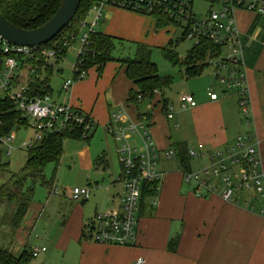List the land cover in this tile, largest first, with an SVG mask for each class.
I'll return each instance as SVG.
<instances>
[{
	"label": "crops",
	"instance_id": "0c3cea01",
	"mask_svg": "<svg viewBox=\"0 0 264 264\" xmlns=\"http://www.w3.org/2000/svg\"><path fill=\"white\" fill-rule=\"evenodd\" d=\"M102 15L94 30L133 43H156L159 47L168 44L169 40L161 32H153L154 22L149 16L111 5L105 7ZM236 15L243 44L242 55L252 122L246 125L238 107L235 90L226 91L219 82L217 89L210 84L215 82L214 70L212 81L210 79L205 85L204 94L190 92L196 105L182 109L187 111L186 116L175 114L174 135L170 132L168 120L160 107L154 110L158 112H150L148 133L157 151L160 180L155 194L145 195L139 202L134 223L135 241L130 246L100 244L89 238L85 223L96 212L115 210L123 195L122 183L118 179L119 168L117 174L111 176L113 182L111 187H107L108 197H96L90 202L94 188L100 186L99 181L94 178L99 177L102 174L100 171L104 172L106 168L108 172L111 171L114 164L109 163L111 149L108 144L104 145L105 150L102 149L103 146L99 150L90 148L89 141L94 137L90 134L89 139L85 140L88 147L83 149L84 158L78 163L80 169L88 174L86 185L91 189L90 196L76 199L70 191L67 195H58L54 204L57 205L53 211H58L56 222L59 226L53 243L58 256L57 264H133L138 257L145 259L144 264H264V216L242 203H227L217 194L196 196L191 186L182 182L179 163L165 155L166 150L174 149V144H181L187 151L193 149L204 153L232 142L238 134L249 132L253 137L252 141H257L264 174V16H256L245 10L238 11ZM90 16L88 20L91 19ZM108 63L99 75L93 74L88 78L93 71L90 68L87 72L89 76L73 83L67 93L61 91L63 80L54 97L58 102H69L90 114L97 121V127H101L106 135L103 125L109 121V114L115 106L126 101L128 88L131 86L120 63L117 62V67L113 65L114 70L113 67H107ZM200 76L190 78L197 79ZM210 86L218 94L215 101L210 100L207 95ZM102 90L104 92L101 95ZM108 90H111V96L108 95ZM162 96L165 100L164 95ZM128 114L136 119L138 112L129 107ZM175 115L173 112L172 117ZM179 122H183L181 128L178 126ZM107 136L114 149L112 138ZM133 142L139 144V138L133 137ZM99 151H102V155H99L101 159L96 163ZM114 155L116 158L115 149ZM189 162L191 169L205 160L190 158ZM99 165L102 166L101 169L98 168ZM48 197L51 199L54 196L48 193ZM251 201L258 206L257 198ZM48 203L35 207L34 218L38 219L48 213ZM19 234L18 232L17 235Z\"/></svg>",
	"mask_w": 264,
	"mask_h": 264
},
{
	"label": "built area",
	"instance_id": "2783aa9c",
	"mask_svg": "<svg viewBox=\"0 0 264 264\" xmlns=\"http://www.w3.org/2000/svg\"><path fill=\"white\" fill-rule=\"evenodd\" d=\"M195 0H94L87 15L91 19H80L77 23L76 56L72 64V78H66L61 84V91L67 93L75 81L85 78L86 70L82 68V57L88 50V35L94 32L95 25L101 20L105 7L115 6L128 9L137 14L148 15L155 26L165 27L172 24L182 28L181 37L207 39L220 46L219 53L206 58L215 71V80L225 90H235L241 115L246 125L252 122L250 100L247 94L246 74L244 67L243 44L240 29L237 25V12L248 11L256 16H264V0H200L208 4L202 16L194 11ZM199 1V0H198ZM159 20H158V19ZM165 19V23L162 20ZM160 21V22H159ZM70 23V22H69ZM68 23V24H69ZM180 37V38H181ZM71 45L69 39L53 40L50 46L17 45L0 38V90L5 93L2 98H9L22 118L32 122L33 138L21 143L20 147H30L43 139L45 135L71 133L79 140H88L90 132L97 127V121L73 106L69 102H58L53 93L33 94L30 90L38 79H44L40 63L45 59L54 66L56 57L61 54L62 47ZM65 57V56H64ZM63 57V58H64ZM62 58V59H63ZM42 67V66H41ZM210 100H217L218 94L210 86L207 90ZM0 98V99H2ZM138 102L143 101L138 95ZM180 109L194 107L196 102L192 94H180L177 98ZM129 104L126 102L115 106L109 114L108 122L103 125L104 131L114 142L117 163L120 165L118 179L122 183V197L115 210L96 212L85 225L90 240L109 245L130 246L135 241V217L142 190L147 183L160 180L157 172V151L148 133L150 119L145 115L132 119L128 114ZM174 105L167 103L164 116L172 119ZM140 143L133 142V137ZM15 132L0 135V160L2 145L7 146L6 154L13 147L10 142ZM251 133L238 134L232 142L204 153L189 149L190 158L205 160L204 163L181 171L182 182L191 186L198 197L217 194L230 204L242 203L264 216V174L257 141ZM165 155L175 158V150H166ZM177 162V161H176ZM90 187H74L71 195L74 198L86 199L90 195ZM54 185L49 189L55 194ZM242 198H245L244 200ZM257 198L258 206L251 200ZM46 247H32L31 256L36 257ZM145 259L138 257L133 264H144Z\"/></svg>",
	"mask_w": 264,
	"mask_h": 264
},
{
	"label": "trees",
	"instance_id": "16d2710c",
	"mask_svg": "<svg viewBox=\"0 0 264 264\" xmlns=\"http://www.w3.org/2000/svg\"><path fill=\"white\" fill-rule=\"evenodd\" d=\"M80 1L79 7L70 23L42 46H50L53 40L61 42L64 37L69 39L70 44L76 42L75 37L79 33L77 23L80 19L87 18V14L94 3V0ZM60 2V0H0V13L15 26L30 30L46 22L57 9ZM162 22L165 23V19ZM181 39L183 38L181 37ZM117 42H119L118 38L111 35L108 36L102 31L95 30L90 32L87 43L88 50L81 59L82 68L88 71L94 67L97 75H99L107 62H111V60L119 61L123 74L131 83L125 102L130 106L137 107L136 105L139 103L137 98L138 95H141V98L147 99L153 107L156 105L158 107L161 106L160 109L164 112L167 102L163 99L162 90L171 85L172 77L158 72L157 65L150 57V47L141 42L134 43L135 51L132 57L115 59L112 53L116 48ZM69 47V45L62 47V52L56 57L55 61H59L66 56ZM160 50L163 58L170 65L183 68L184 76L190 78L201 75L202 70L209 65L206 58L219 53L220 46L207 39H200L199 43H195L189 48L184 57H179L172 39H170L167 45L160 47ZM41 68H43L44 79H38L30 90L33 94H51L49 82L53 66L44 59L40 63L39 70ZM143 114L151 120L149 111L142 114L138 112L137 117L141 118ZM27 124L26 119L21 117L20 112L8 97L0 99V135H7L12 129ZM68 137L79 139L71 135V133L45 135L39 142H35L27 148L26 160L22 170L18 173L11 172L6 180L0 183V206H3H1L3 212L0 216V224L10 229L8 233H5L6 235L14 236L22 227L32 203L33 189L25 187V180L29 177L33 181H41L49 189L54 185L45 181L44 166L49 162L59 161L63 152V142ZM173 147L175 158L180 168L188 171L191 167L188 151L181 147V144H174ZM100 159L101 157L99 156L95 162L98 163ZM6 167L7 165L0 160V171H5ZM155 186L156 183H147L141 192V199L145 195H154L156 192ZM169 245L173 246L171 243ZM31 248L29 244H26L18 255H14L9 248L0 245V264H29L34 258L31 256Z\"/></svg>",
	"mask_w": 264,
	"mask_h": 264
},
{
	"label": "rangeland",
	"instance_id": "374dc122",
	"mask_svg": "<svg viewBox=\"0 0 264 264\" xmlns=\"http://www.w3.org/2000/svg\"><path fill=\"white\" fill-rule=\"evenodd\" d=\"M208 7V4L202 1L195 0L193 4V9L195 12L198 13V16H202L205 9ZM90 16V15H89ZM88 16V19H89ZM148 16V15H145ZM91 17V16H90ZM150 17V16H149ZM151 18V17H150ZM152 20V19H151ZM98 25V24H97ZM95 25V26H97ZM153 32L159 31L162 35H164L168 40L172 39L173 45L179 55V57H184L194 44V39L184 38L181 39V31L182 28L179 26H173L169 23V25L165 27H158L153 25ZM151 49V58L152 61L157 65L158 72L162 75H169L172 77V82L169 87H166L162 90V93L164 95L165 100H167V103L174 105V115L180 113V116H186L187 111L182 110L179 108V104L177 102V98L180 94H187V93H201L204 94L206 91V84L209 83L211 76L213 74V67L212 64L208 65L204 68L201 76L197 79L187 78L184 76L182 69L177 66L170 65L165 58H163L160 47L155 43V45H148ZM77 46L76 43L71 44L69 49L66 52V56L63 58V60H59L56 62L53 66V69L51 71V78H50V87L52 88L53 96H57L58 88L63 80H66V78H72V64L75 62V50ZM135 44L131 41H123L119 39V42L116 43V48L113 51V57L116 58H126V57H132L134 55L135 51ZM119 61L117 60H111V62L108 63L109 68L118 66ZM120 63V62H119ZM90 76H86L85 78H90L94 76L93 74H97L95 71V68H91ZM114 70V67L112 68ZM82 78V79H85ZM96 79V78H95ZM81 81V80H79ZM75 81V82H79ZM212 81V79H211ZM74 82V83H75ZM212 86H214L216 89L218 85H220L216 80L215 82H211ZM215 84V85H214ZM92 86L89 87L91 89ZM57 92V93H56ZM103 90L101 95L103 94ZM5 93H3L0 90V98L4 97ZM101 95L99 98H101ZM108 95L111 96V90H108ZM110 100V98L108 97ZM100 100V99H99ZM137 107L129 106L130 109H133L134 111L139 113H143L146 111H149L151 113H156L157 111H154L158 105L155 107L152 106V104L149 103L147 99H143V101L137 103ZM161 107V106H160ZM159 109V108H158ZM160 111V110H159ZM161 112V111H160ZM176 115L173 119L168 120V126L170 132L174 135L173 129L176 127L175 119ZM32 122H29L28 126H21L19 128H14L12 131L15 132V139L10 142V145L13 147L10 149L9 154L7 155L5 152L8 149L6 145H2L1 147V162L6 164L7 167L5 171H0V183L5 181L6 178L10 175L11 172H20L22 170V167L24 166L26 155H27V148L20 147L21 143L27 140H31L33 137V129L31 127ZM183 122H179L178 126L180 128L182 127ZM103 128V127H102ZM183 134L185 133L184 130L181 129ZM90 134H93L94 137L89 141L90 142V148L92 150H99V148L102 147L104 149V145L108 144L110 146L112 154L109 153L110 156V162L114 163L111 166V172L112 175L107 171L106 168L105 171H100L102 174L99 177H95L94 179L99 181V187L94 188L92 198L90 199V202L92 200H95L96 197H99L100 199L108 197V190L107 187H111L112 177L116 172L119 171V165L116 162V158L114 155V149H112V142L110 141V138L101 130V127H97L95 130H92ZM91 136V135H90ZM111 144V145H110ZM88 147V142L68 137L63 142L62 147V155L59 161L49 162L44 167V178L45 181L48 182V184H54V188H57V192L55 194H52L54 197L49 199L48 193L49 188H47L46 185H44L41 181H33L31 178H27L25 180V187L26 188H32L33 189V200L30 205L29 210L27 211V215L25 218V221L20 228L16 232V234L13 235H6L5 233L9 232V228H7L5 225L0 224V245L9 248L11 252H13L14 255H18L20 250L23 248L26 243H28L32 247H42L45 246L47 248V251H43L38 256L33 258L30 262V264H57L58 256L56 252L54 251L53 243L54 239L57 237V234L59 232V226L56 222L58 219V211H53V208L57 205H54L56 203V197L67 195V192H70L72 188L74 187H85L87 183L88 174L86 171H83L78 166V163H80V159L84 158L85 152H83V149ZM101 150V149H100ZM105 150V149H104ZM108 151V150H107ZM102 155V151H99L97 156ZM97 157V158H98ZM158 161V162H157ZM156 163H159V159L156 160ZM99 169L102 168V166H98ZM117 174V173H116ZM89 178V177H88ZM94 180H92L93 182ZM111 184V185H110ZM79 199V198H76ZM48 203L47 206V214L39 217L38 219L34 218V215L36 214V208L40 207L41 205H44L45 203ZM2 206V205H1ZM0 206V216L3 212V206ZM7 209V207H6ZM29 225V226H28ZM18 232L20 233L19 235ZM60 260V258H59ZM60 264V262H58Z\"/></svg>",
	"mask_w": 264,
	"mask_h": 264
},
{
	"label": "water",
	"instance_id": "95a60500",
	"mask_svg": "<svg viewBox=\"0 0 264 264\" xmlns=\"http://www.w3.org/2000/svg\"><path fill=\"white\" fill-rule=\"evenodd\" d=\"M49 19L35 29L19 28L0 13V38L17 45L35 46L49 42L73 19L80 0H60Z\"/></svg>",
	"mask_w": 264,
	"mask_h": 264
}]
</instances>
